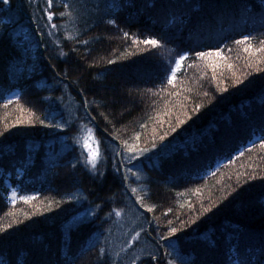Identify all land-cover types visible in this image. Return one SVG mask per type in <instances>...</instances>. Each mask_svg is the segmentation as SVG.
Returning a JSON list of instances; mask_svg holds the SVG:
<instances>
[{"label": "trees", "instance_id": "trees-1", "mask_svg": "<svg viewBox=\"0 0 264 264\" xmlns=\"http://www.w3.org/2000/svg\"><path fill=\"white\" fill-rule=\"evenodd\" d=\"M21 2L0 0V264H264V0Z\"/></svg>", "mask_w": 264, "mask_h": 264}, {"label": "snow or ice", "instance_id": "snow-or-ice-1", "mask_svg": "<svg viewBox=\"0 0 264 264\" xmlns=\"http://www.w3.org/2000/svg\"><path fill=\"white\" fill-rule=\"evenodd\" d=\"M2 2H3L4 4H8V3H9V0H2ZM48 3H49V5H51V4H52V0H48ZM65 6H67V5H65ZM61 14L63 15V13H61ZM48 16L51 18V17L53 16V13H52L51 11H49V12H48ZM53 26L55 27V25H53ZM125 35H127V34H125ZM244 39L247 40L248 37H244ZM145 43L158 44L159 41H158V40H155V39H152V40H150V41L146 40ZM217 51H219V49H217ZM185 55H187V54L185 53ZM198 55L203 56L204 53L201 52V53H198ZM184 58H185L184 55L180 56L179 59L176 61L177 65H179V64H180V61H182ZM173 71H175V69H173ZM171 82H172V80H171V78H170V79H169V83H171ZM41 123H43V121H41ZM61 127H62V125H61ZM85 143L87 144V142H85ZM261 143H264V140H262ZM98 155H99V148H98V146H97L95 152H92L91 150H90V152H89L88 159H89V161H91V163L93 164V166H95V161H96ZM12 196H13V197L16 196V192H15V190H13V192H12ZM20 199H24V200H26V199H29V197L21 196ZM170 231H171V232H175L176 229L172 228V229H170ZM133 264H135V262H133Z\"/></svg>", "mask_w": 264, "mask_h": 264}, {"label": "water", "instance_id": "water-1", "mask_svg": "<svg viewBox=\"0 0 264 264\" xmlns=\"http://www.w3.org/2000/svg\"><path fill=\"white\" fill-rule=\"evenodd\" d=\"M18 6H19V9L22 12V14L25 17H28V15L26 13H24V11H23V7H22L21 0H18ZM88 114H89V112H88ZM110 138L113 139L118 144V146L120 148V151H119V154H118V160H119L120 165L122 166L121 156H120V154H121V144L116 139H114L112 137H110ZM122 174H123L124 182H125V185H126V190L129 192V194H131L130 190L128 189V182H127V179H126V175H125V171L124 170H122ZM140 209L143 210L142 208H140ZM151 222H152V220L150 221V225H151Z\"/></svg>", "mask_w": 264, "mask_h": 264}, {"label": "rangeland", "instance_id": "rangeland-1", "mask_svg": "<svg viewBox=\"0 0 264 264\" xmlns=\"http://www.w3.org/2000/svg\"><path fill=\"white\" fill-rule=\"evenodd\" d=\"M85 142H87V144H86ZM85 142L83 143V147H84V152H85V154H86V158H87V157L89 156V152H90V150H91L92 152H95L97 146H95L94 144L92 145V143L89 142V140H88V141L85 140Z\"/></svg>", "mask_w": 264, "mask_h": 264}]
</instances>
